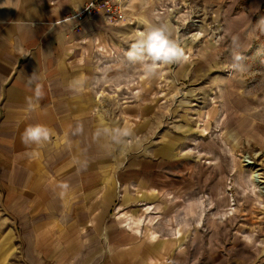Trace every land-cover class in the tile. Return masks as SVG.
I'll return each mask as SVG.
<instances>
[{
    "label": "rangeland",
    "instance_id": "1",
    "mask_svg": "<svg viewBox=\"0 0 264 264\" xmlns=\"http://www.w3.org/2000/svg\"><path fill=\"white\" fill-rule=\"evenodd\" d=\"M125 4L123 21L87 17L106 29L81 60L97 113L118 131L115 160L130 175L133 199L111 215L118 226L140 219L146 239L173 241L180 231L165 264H264V0ZM142 21L171 24L187 62L149 76L128 61ZM140 168L154 172L142 193Z\"/></svg>",
    "mask_w": 264,
    "mask_h": 264
},
{
    "label": "crops",
    "instance_id": "2",
    "mask_svg": "<svg viewBox=\"0 0 264 264\" xmlns=\"http://www.w3.org/2000/svg\"><path fill=\"white\" fill-rule=\"evenodd\" d=\"M88 1L0 0V264H165L179 248L180 231L146 239L140 219L121 216L124 228L111 215L133 198L115 160L118 131L97 113L81 68L106 29L100 17H74ZM29 76L43 86L39 101ZM36 124L53 135L26 145ZM135 171L136 192L154 185L151 169Z\"/></svg>",
    "mask_w": 264,
    "mask_h": 264
},
{
    "label": "clouds",
    "instance_id": "3",
    "mask_svg": "<svg viewBox=\"0 0 264 264\" xmlns=\"http://www.w3.org/2000/svg\"><path fill=\"white\" fill-rule=\"evenodd\" d=\"M142 23L145 24L144 30L137 35L135 42L130 45L129 50L126 52L128 61L139 64L149 76L155 75L161 66L187 62L189 59L188 54L182 41L175 37V30L171 24H153L143 21ZM243 60V54L239 51L235 52L232 69L236 71L241 70ZM76 83L78 88H83L84 81L81 80ZM27 84L29 87L35 84L31 76H29ZM43 96V86L35 84V99L39 101ZM52 135L53 132L49 127L43 124H36L26 127L21 139L26 145H42L48 142Z\"/></svg>",
    "mask_w": 264,
    "mask_h": 264
},
{
    "label": "built area",
    "instance_id": "4",
    "mask_svg": "<svg viewBox=\"0 0 264 264\" xmlns=\"http://www.w3.org/2000/svg\"><path fill=\"white\" fill-rule=\"evenodd\" d=\"M126 0H89L84 7L74 13V17L79 21L88 16L103 13L115 20H125Z\"/></svg>",
    "mask_w": 264,
    "mask_h": 264
},
{
    "label": "bare ground",
    "instance_id": "5",
    "mask_svg": "<svg viewBox=\"0 0 264 264\" xmlns=\"http://www.w3.org/2000/svg\"><path fill=\"white\" fill-rule=\"evenodd\" d=\"M248 163H251V161H249Z\"/></svg>",
    "mask_w": 264,
    "mask_h": 264
}]
</instances>
